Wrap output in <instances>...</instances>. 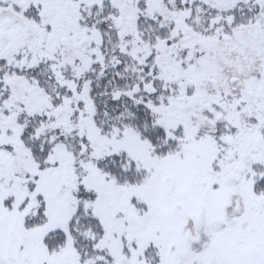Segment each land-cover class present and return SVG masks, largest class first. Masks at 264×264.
Masks as SVG:
<instances>
[{"label":"snow or ice","instance_id":"1","mask_svg":"<svg viewBox=\"0 0 264 264\" xmlns=\"http://www.w3.org/2000/svg\"><path fill=\"white\" fill-rule=\"evenodd\" d=\"M0 264H264V0H0Z\"/></svg>","mask_w":264,"mask_h":264}]
</instances>
